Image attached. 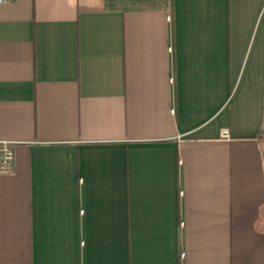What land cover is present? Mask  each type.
I'll return each instance as SVG.
<instances>
[{
  "label": "crops",
  "instance_id": "0c3cea01",
  "mask_svg": "<svg viewBox=\"0 0 264 264\" xmlns=\"http://www.w3.org/2000/svg\"><path fill=\"white\" fill-rule=\"evenodd\" d=\"M264 0H0V264H264Z\"/></svg>",
  "mask_w": 264,
  "mask_h": 264
},
{
  "label": "built area",
  "instance_id": "2783aa9c",
  "mask_svg": "<svg viewBox=\"0 0 264 264\" xmlns=\"http://www.w3.org/2000/svg\"><path fill=\"white\" fill-rule=\"evenodd\" d=\"M12 158L11 153L8 151L5 143L2 145V160L0 161V169L6 170L9 166V162Z\"/></svg>",
  "mask_w": 264,
  "mask_h": 264
},
{
  "label": "trees",
  "instance_id": "16d2710c",
  "mask_svg": "<svg viewBox=\"0 0 264 264\" xmlns=\"http://www.w3.org/2000/svg\"><path fill=\"white\" fill-rule=\"evenodd\" d=\"M263 129H264V127L261 128V130H263Z\"/></svg>",
  "mask_w": 264,
  "mask_h": 264
},
{
  "label": "rangeland",
  "instance_id": "374dc122",
  "mask_svg": "<svg viewBox=\"0 0 264 264\" xmlns=\"http://www.w3.org/2000/svg\"><path fill=\"white\" fill-rule=\"evenodd\" d=\"M110 2H112V0H109Z\"/></svg>",
  "mask_w": 264,
  "mask_h": 264
}]
</instances>
